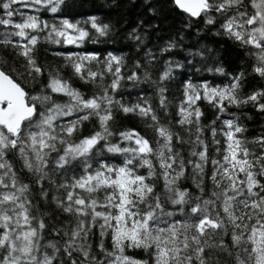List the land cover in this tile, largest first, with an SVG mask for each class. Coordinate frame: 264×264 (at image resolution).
I'll return each instance as SVG.
<instances>
[{
    "label": "snow or ice",
    "instance_id": "obj_1",
    "mask_svg": "<svg viewBox=\"0 0 264 264\" xmlns=\"http://www.w3.org/2000/svg\"><path fill=\"white\" fill-rule=\"evenodd\" d=\"M17 2L27 0H7L0 4V8L5 10L8 17L0 18V25H11L17 30L0 33L4 37L0 43L12 44L13 36L27 41L26 44L13 46L22 49L19 55L27 61L30 76L32 73L42 74V69L37 66L32 55L39 37L29 35L26 30L43 32L50 28L46 39L54 43L61 41L53 40V37L63 38L66 43L74 44L89 36L88 31L67 19L61 20L59 27L50 26L32 15L27 16L21 23H13L12 17L16 12L10 9L11 5ZM30 2L42 7L54 5L50 11L55 13L63 0ZM173 2L191 17L204 14L206 23L212 24L214 19L208 16L209 12L215 10L218 13H226L233 7L243 5L244 0ZM250 3L254 9L252 14L237 11V14L229 17L221 27L229 37L260 50L259 65L254 71L264 77V0H250ZM91 27L101 36L107 33V25L98 26L94 18L91 20ZM171 47L173 45L163 51H168ZM68 59L72 60L71 57ZM92 59L95 57L80 56L71 64L74 72L85 82L94 81L98 75H103L91 69H87L86 74L82 71L84 62ZM113 62L116 64L115 68ZM120 63V58L110 56L106 64L107 71L115 77L109 85L113 91L123 79L120 76ZM168 63L169 67L161 76V81L171 76V62ZM217 71L223 70L218 68ZM242 75L234 78L235 82L230 88H211L207 84L195 86L190 82L185 85L186 99L179 107L181 119L177 123L195 128V138L192 139V129L189 128V138L185 139L179 134H174L168 127L160 125L150 106L121 105L119 101H114L107 89H104L102 95L85 99L66 81L54 76L47 87L51 92L69 98L66 103L57 104L50 95H30L7 71L0 68V189H7L0 191V264H53L55 259L46 253L42 259L35 255L40 250L39 240L42 239L45 224L43 220H39L36 226H33L36 217L30 214L31 201L25 195L29 186L17 180L12 164L6 159L13 150L23 161L24 168L39 174L38 183L47 177L44 169L48 167V157L52 152H63L55 161L58 168H64L73 160L85 158L84 174L73 178L71 184L60 185L62 188L72 189L67 192L66 203L58 198L56 201L57 206L65 213L75 217L74 226L63 231L67 238L63 250L69 257L73 251L80 253L83 256L80 264H149V260H152L153 264H193L194 261L197 264H209V257L205 256L206 249L220 248L231 255L222 240L224 235L229 234V229L232 230V244L239 248L236 264H264V183L257 179L264 177V156L256 157L255 160L249 159V149L244 146V141L236 136L243 128L231 120L222 121L227 129L220 130L225 137L226 147L218 148L216 151L220 158L211 160L213 172L209 179L214 189L205 198L202 187L205 167L209 163L208 145L201 138L203 127L200 118L203 113L194 105L196 101L206 99L223 113L226 110L223 104L225 100L229 105L237 106L251 101L258 104V110L264 111V104L259 103V98L264 96V92H256L247 99H240L236 95ZM128 79L136 80L137 77L133 74ZM159 91L160 104L166 107L163 96L165 89L160 88ZM114 103L119 105L124 114L138 113L141 117L151 118L154 123L148 127L154 128L157 134L155 146L134 130L121 132L119 135L122 141L134 142L135 147L121 148L119 144L108 143L109 137L114 135L108 123L113 119ZM74 113L84 115L66 125L56 124L61 117L72 116ZM90 117L98 118L101 130L78 143L69 142L66 137H71ZM217 118L219 119V116ZM211 135L213 143L219 145L221 142L216 139V128H212ZM174 136L176 143L191 146L187 162L181 155V150L174 147ZM101 141L106 142L108 152L125 156L123 164L112 166L101 162L98 168L89 172L92 164L86 158ZM57 142L64 147L58 148ZM260 143L264 144V140ZM150 157L155 158V163ZM257 165L258 170L254 171ZM189 166L192 168L193 177H199L196 186L201 195L195 198L191 197L187 190L178 187V182L185 177ZM140 168H147V174H140ZM160 179L163 180V191L156 193V184L148 181ZM75 189H80L84 195L75 192ZM165 205H171L172 210L166 209ZM177 216L182 218L176 219ZM93 229L99 232L100 242L97 247L103 253L104 259L98 260L91 255L89 238L94 235ZM59 232L60 230H57V234ZM214 237H219L220 242H214ZM105 238H110L111 250L105 247ZM47 247L56 252L60 251L55 243L50 242ZM126 249H142L148 259L137 260L130 257L125 254ZM71 264H77V261L73 259Z\"/></svg>",
    "mask_w": 264,
    "mask_h": 264
},
{
    "label": "trees",
    "instance_id": "obj_2",
    "mask_svg": "<svg viewBox=\"0 0 264 264\" xmlns=\"http://www.w3.org/2000/svg\"><path fill=\"white\" fill-rule=\"evenodd\" d=\"M7 0H0V4ZM54 5L42 7L27 2H17L11 5L16 14L12 17L13 23H21L27 16L32 15L39 18L40 21L47 24L60 26V21L67 19L69 22L78 24L89 36L82 41L74 44H68L63 38L60 43H54L46 39L50 28L43 32L28 31L29 35L39 37L38 43L32 55L35 58L37 66L42 69V74L32 73L28 75L29 69L27 61L19 52L20 47L13 45H23L27 41L20 37H11L12 44L5 45L0 43V68L11 75L17 83L30 95L46 94L52 97L53 102L57 104L66 103L69 98L62 94L51 92L47 87L50 79L58 76L62 81H66L73 89L79 91L85 99L96 95H102L104 89L108 94L119 101L124 106H133L140 104L144 107H151L153 114L158 117L160 125L166 126L174 134L188 139L189 131L192 129V139L195 138V128L191 125L181 126L177 123L181 119L179 107L184 101L185 85L191 83L195 86L207 84L211 88L231 87L235 82V77L243 74L240 79V87L236 95L240 99H247L248 96L256 92H264V77H261L254 69L259 65V49L252 45L242 44L229 37L221 27L229 17L237 14V11H247L252 14L250 0H244L243 5L233 7L226 13H218L215 10L208 13L214 19V23H206L205 15L194 19L186 13L180 11L173 0H63L62 4L57 6L55 13L50 9ZM21 13L23 15H21ZM0 18L8 19L5 10L0 8ZM95 19L98 26L107 25L106 35H99L91 27V20ZM17 31L11 25L5 27L0 25V33ZM71 33V30H69ZM239 31H242L239 29ZM139 37V39H137ZM0 35V40H3ZM173 45L168 51H163ZM80 56L95 57L90 61L84 62L85 74L87 69L97 73L94 81L85 82L74 72L71 64L77 61ZM110 56L120 58V76L123 79L119 82V87L113 91L109 85L115 78L107 71L106 64ZM68 57H71L70 61ZM171 62L172 73L168 79L161 81V76L169 67ZM179 65V67H177ZM116 67L113 62V68ZM222 69V72L217 69ZM13 69L15 71H13ZM136 75V80H130L128 77ZM33 77H35L33 79ZM160 88H164L166 107L160 104ZM145 101L147 103H145ZM259 103L264 104V96L259 98ZM225 112L221 113L218 107H213L206 99L196 101L194 107H198L203 115L200 118V124L203 127L202 139L208 145L209 163L204 171V197H208L214 189L212 181L209 179L213 172L211 164L212 159H219L217 149L226 147L225 137L221 133L224 129L222 121L231 120L235 125L243 128L241 133L236 134L237 138L244 141V146L249 149V159L255 160L256 157L264 156V111L258 110V104L249 101L247 104L229 105L228 101L223 102ZM186 106V105H185ZM113 119L110 120L109 128L114 133L108 139V143L119 144L123 147H135L134 142L122 141L119 133L134 130L145 139L153 142L157 139L154 128L148 127L154 122L150 117H141L138 113L124 114L119 105H112ZM84 113H74L72 116L61 117L56 124L66 125L68 122L77 119ZM219 116V119L217 118ZM213 121L215 123L213 124ZM212 128L217 129L216 139L220 144L213 143L211 135ZM59 131V129H57ZM100 125L97 117H90L84 121L77 131L71 137H66L71 143H78L85 137L93 135L100 131ZM175 148L181 150V155L185 161L190 158L189 144L176 143L175 136L172 141ZM58 148H63L57 142ZM199 150V149H198ZM63 152H52L48 157V167L44 169L47 177L39 183V174L29 172L23 167V161L18 153L13 150L9 152L6 159L12 164L13 171L17 174V180L20 183L29 186V191L25 193L31 201L30 214L36 217V222L43 220L45 228L42 232V239L39 240L40 250L35 253L38 259H42L46 253L54 256L53 264H71L75 259L77 264L83 260L80 253L73 251L69 257L64 252L65 240L67 239L63 231L71 229L75 224L73 214L65 213L57 206V198L65 201L67 192L72 189L62 188L61 184H71L73 178H78L84 174L83 161L85 158H79L65 165L64 168H58L55 165L56 159ZM126 155V154H125ZM125 156L121 154L110 153L106 150V142L101 141L92 150V153L86 158L92 164L89 172L99 167L101 162L112 165L122 166ZM153 159L155 163V158ZM195 160V157H191ZM253 169L254 171L258 170ZM157 171L159 169L157 168ZM140 174H147V168L138 169ZM199 177H193L192 168L189 166L185 177L178 182L181 190H187L193 198L201 195L196 181ZM264 183V177H257ZM149 183H155V192L163 191V180H151ZM218 191V189H215ZM258 191V189H256ZM7 191V189H0ZM81 195L80 189L74 190ZM44 193H47L45 196ZM264 194V193H262ZM166 209L172 210L171 205H165ZM100 210V209H98ZM181 219L182 217H175ZM57 230H60L57 234ZM2 231V230H0ZM211 231V229H209ZM219 231V230H218ZM231 229L229 234L222 237L223 243L228 246L231 255L220 248L205 250V256L209 257V264H236V254L239 248L232 244ZM239 231V230H237ZM94 235L89 240L92 246L91 255L96 259H104L97 245L100 242V236L97 229H93ZM214 242L219 243L220 238L214 237ZM55 243L60 251L56 252L47 247L49 243ZM105 247L111 250L110 238H105ZM126 255L137 260L148 259L147 254L142 249H126ZM107 264V262H105ZM149 264H153L149 260ZM197 264V262H193Z\"/></svg>",
    "mask_w": 264,
    "mask_h": 264
},
{
    "label": "rangeland",
    "instance_id": "obj_3",
    "mask_svg": "<svg viewBox=\"0 0 264 264\" xmlns=\"http://www.w3.org/2000/svg\"><path fill=\"white\" fill-rule=\"evenodd\" d=\"M251 11L253 12L254 11V9L252 8V6H251ZM237 31H239V29H236ZM245 30H247V26H246V29ZM71 34V33H70ZM224 88H229V87H222V88H218V89H224ZM225 131H227V129L225 128Z\"/></svg>",
    "mask_w": 264,
    "mask_h": 264
},
{
    "label": "water",
    "instance_id": "obj_4",
    "mask_svg": "<svg viewBox=\"0 0 264 264\" xmlns=\"http://www.w3.org/2000/svg\"><path fill=\"white\" fill-rule=\"evenodd\" d=\"M176 6V5H175ZM177 7V6H176ZM178 8V7H177ZM179 9V8H178ZM180 11H182L181 9H179ZM183 12V11H182ZM185 13V12H184ZM187 14V13H186ZM187 15H189V14H187ZM190 16V15H189ZM191 17V16H190ZM192 18H194V19H197V18H199V17H192Z\"/></svg>",
    "mask_w": 264,
    "mask_h": 264
}]
</instances>
